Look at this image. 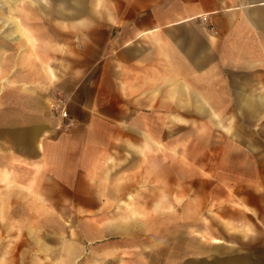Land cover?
Here are the masks:
<instances>
[{
	"label": "crops",
	"instance_id": "obj_1",
	"mask_svg": "<svg viewBox=\"0 0 264 264\" xmlns=\"http://www.w3.org/2000/svg\"><path fill=\"white\" fill-rule=\"evenodd\" d=\"M74 5L86 8L73 21L88 24L91 56L55 84L70 124L57 127L52 90L29 92L26 135L10 136L35 197L91 216L65 226L75 238L48 262L264 264V0ZM7 16L16 25L0 19V34L30 32ZM4 158L6 179L12 153ZM179 166H205V205L189 208L201 222L185 228L172 218Z\"/></svg>",
	"mask_w": 264,
	"mask_h": 264
},
{
	"label": "rangeland",
	"instance_id": "obj_2",
	"mask_svg": "<svg viewBox=\"0 0 264 264\" xmlns=\"http://www.w3.org/2000/svg\"><path fill=\"white\" fill-rule=\"evenodd\" d=\"M8 1L0 0V19L10 24L13 20L7 15L18 16V21L21 19L30 32L17 31L15 37L0 34V163L5 165L4 155L8 153H12L13 158L8 177L0 176V197L2 201L6 200L3 201L5 205L0 203V264H57L48 262V257L63 253L67 238H75L76 232L64 230L65 226L70 228L69 224L90 221L91 216L73 214L70 208L71 213H61L64 209L51 205V200L35 197L37 194L27 182L31 179L27 161L18 155L16 145L10 146V136L11 132L14 139L19 132L26 135V95L29 92L48 96L52 90L48 104L57 114L63 109V92L55 84L77 66H90L88 40L82 37L88 24L73 21L75 10L80 13L85 7L76 8L75 0H17L18 9H14ZM82 1L85 0H78L79 3ZM3 29L8 30L6 26ZM5 66H11L12 72L6 73ZM178 153L179 159L188 156L183 150ZM195 155L201 157V152ZM193 169L194 175H191ZM193 169L178 168V213L172 218L176 217L174 219L181 225L179 228H185L184 224L188 222H201V216L191 213L189 208L205 205V166ZM62 201L70 205L65 203L69 200ZM162 202L166 205L164 199ZM129 216L140 215L131 211ZM169 218V215H162L163 221H169ZM185 240L179 242L178 253L184 250Z\"/></svg>",
	"mask_w": 264,
	"mask_h": 264
},
{
	"label": "built area",
	"instance_id": "obj_3",
	"mask_svg": "<svg viewBox=\"0 0 264 264\" xmlns=\"http://www.w3.org/2000/svg\"><path fill=\"white\" fill-rule=\"evenodd\" d=\"M57 116L60 117V119L62 120L61 123L57 126L58 128L66 127L70 124L69 120H64L68 118L67 111L64 108L57 113Z\"/></svg>",
	"mask_w": 264,
	"mask_h": 264
}]
</instances>
